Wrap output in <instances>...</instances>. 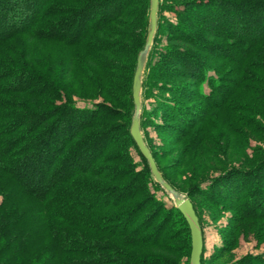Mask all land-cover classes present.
Masks as SVG:
<instances>
[{
  "label": "trees",
  "instance_id": "trees-1",
  "mask_svg": "<svg viewBox=\"0 0 264 264\" xmlns=\"http://www.w3.org/2000/svg\"><path fill=\"white\" fill-rule=\"evenodd\" d=\"M163 2L143 78L147 96L149 75L158 84L157 116L165 122L157 125L175 123L173 140L200 133L211 146L207 131L220 132L212 115L226 110L254 116L249 123L232 116L243 129L230 124V134H254L264 119V0ZM165 9L180 20L164 21ZM149 14L150 0H0V264H181L185 254L190 264L189 225L158 195L164 189L130 133L133 78ZM133 18L141 21L143 38L136 49L125 46L134 55L128 89L116 56L124 53ZM163 27L167 43L158 47ZM24 37L29 44L64 46L55 74L49 63L37 70L27 61L28 45L21 51L26 59L14 62L11 47ZM92 65L105 72L98 96L106 102L74 99L66 86L79 66L90 75ZM122 97H130L128 108L113 105ZM148 116L142 112V128ZM151 153L164 180L184 193ZM225 169L186 194L196 214L195 197L220 200L213 193L217 183L238 207L236 219L264 220L263 153L254 166ZM257 259L244 264H264Z\"/></svg>",
  "mask_w": 264,
  "mask_h": 264
},
{
  "label": "rangeland",
  "instance_id": "rangeland-1",
  "mask_svg": "<svg viewBox=\"0 0 264 264\" xmlns=\"http://www.w3.org/2000/svg\"><path fill=\"white\" fill-rule=\"evenodd\" d=\"M163 1L164 5L172 6L187 0ZM161 17L164 21L166 19L172 22L180 20V17L176 13L167 11L166 9L163 10ZM141 27V21L133 18L131 27H129V40L121 47L124 53L116 56L117 60L119 59L125 66L120 73H122V79L125 75L126 80L124 78L120 83L128 89L131 82L130 72L133 67L134 55L132 53L128 55V51L125 48L129 46L131 49L140 47L143 38L140 34ZM192 27L198 28L196 24H192ZM165 30L166 28L163 27V32ZM197 32L201 33V30ZM165 35L164 32L157 41L156 45L158 47L166 45L167 41ZM27 45L31 46L32 49V54L27 59V61L32 63V66H37V70H41L42 67L49 63L51 66L50 70L56 73L57 56L63 55V49H65L63 45L36 41H32L31 44H29L27 38L24 37L19 39L12 45L11 48L13 51L10 52L16 64H20L26 59L23 60L22 58L26 55V52L22 53L21 51L22 48H26L25 46ZM158 59L159 55L155 56L153 63L151 62L150 65L152 67H157ZM99 62L100 61H98V63ZM79 68L76 70L75 77L66 83L67 87H73L72 97L74 99H84L83 97L86 96V98H91L100 102L110 100L106 95L98 96V89L101 85L100 81L103 82L105 72L92 65L90 75H87L85 74L86 70L84 67ZM157 69L159 70L158 74L164 72L160 71V68ZM145 72L147 77L150 71L148 68H145L144 75ZM144 75L143 78L145 77ZM152 80L153 79H150L149 75L147 81L153 90L149 96H147L148 92L143 94L144 87L142 88V112L145 111L149 115L145 126L142 128L143 137L145 142L151 147L152 152L156 154L159 165L168 178L184 192L181 193L182 195L187 197L186 194H188V192L194 193L197 184L202 181L204 177H215L220 172L227 170L225 169L226 166L232 168L241 167L242 169L248 168L254 166L257 159H261V153L264 155V134L261 130V126H264L263 118L260 119V124L256 123L255 129L258 130H256L254 134L242 130L243 134L236 136L229 132L230 124L234 127L236 126L238 129H243L234 121L230 120L232 116L234 117H232V119H235V117H243L244 121L249 123L254 117L250 113L241 112L236 115L228 113L229 116L226 114V110L224 112L214 113L212 115L213 126L216 125L220 132H212L211 130V132L207 131V133H212V141L215 142L216 146L214 144L210 146L206 140L203 142L200 141V133L197 134L198 136L194 133L187 139H184L183 142H181V139L179 141L173 140L172 126L175 127V123H167V126L163 129L157 125V123H164L165 121L162 116H157L161 106L158 104L154 94H159V89L158 84L154 83ZM180 84H184V82H180ZM130 103V97H122L121 105L120 103L114 102L113 105L122 106L123 104V106L128 108ZM119 124L120 123H117L118 126ZM220 134H222V136H220ZM119 140L120 143H124L121 136ZM113 153L115 152L110 151L109 155L112 156ZM134 156L139 160L135 153ZM182 163L183 169L180 170ZM105 165L110 166L114 164ZM262 183L264 184V181H262ZM213 189H215L213 193L218 191L216 194L219 195L220 200L215 201L206 196L194 198L204 242L201 255L203 264H244L245 262L248 263L253 260L258 261L257 258L264 259V220L236 219L238 214H240L236 204L228 202L230 201L228 200L229 198L220 193L219 184H214ZM158 195L160 197L162 196L169 206L174 205L173 199L166 192H159ZM219 248H224V250L220 251ZM186 261L187 256L185 254L181 259V264L186 263Z\"/></svg>",
  "mask_w": 264,
  "mask_h": 264
},
{
  "label": "water",
  "instance_id": "water-1",
  "mask_svg": "<svg viewBox=\"0 0 264 264\" xmlns=\"http://www.w3.org/2000/svg\"><path fill=\"white\" fill-rule=\"evenodd\" d=\"M159 5L160 0H150L149 25L146 43L137 57V64L133 78L132 96L134 103V114L132 117L130 133L141 154L148 161L155 181L160 184L164 191L173 199L175 207L178 208L183 214L189 225L192 242L190 264H201V255L203 252L204 242L202 229L193 204L188 197L176 191L168 182L164 180L154 160V157L145 142L141 127L143 75L156 35Z\"/></svg>",
  "mask_w": 264,
  "mask_h": 264
}]
</instances>
